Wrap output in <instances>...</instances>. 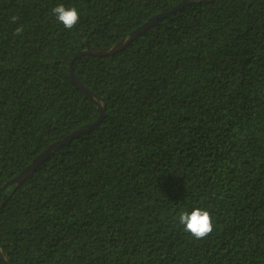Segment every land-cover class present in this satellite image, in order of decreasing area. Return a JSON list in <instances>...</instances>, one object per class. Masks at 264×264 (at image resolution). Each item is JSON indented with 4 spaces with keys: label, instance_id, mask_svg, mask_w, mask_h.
Here are the masks:
<instances>
[{
    "label": "trees",
    "instance_id": "trees-1",
    "mask_svg": "<svg viewBox=\"0 0 264 264\" xmlns=\"http://www.w3.org/2000/svg\"><path fill=\"white\" fill-rule=\"evenodd\" d=\"M180 1L0 0V187L98 117L72 56ZM187 2L75 58L104 115L0 191L8 264H264V0ZM193 202L214 217L200 239L174 220Z\"/></svg>",
    "mask_w": 264,
    "mask_h": 264
},
{
    "label": "water",
    "instance_id": "water-1",
    "mask_svg": "<svg viewBox=\"0 0 264 264\" xmlns=\"http://www.w3.org/2000/svg\"><path fill=\"white\" fill-rule=\"evenodd\" d=\"M186 3H188L187 0H181L179 3L174 5L168 11L160 12V13H157V14L149 17L142 24H140L139 26H137L136 28L131 30L126 37L120 39L119 41H117L116 43H114L113 45H111L109 47H105V48L92 47L90 49H83V50L77 51L72 56L71 65H70V72H69L70 81L79 90H81L85 96L90 98L97 105L98 110H99L98 117L94 121L86 123V124L82 125L80 128L75 129L74 131L70 132L69 134H67L63 138L58 139V140L50 143L45 149H43L39 154H37L28 165H26L22 170H20V172L18 174H16L10 180H8L6 183H4L3 186L0 187V191L13 184L14 187L9 194V196H10L15 191L17 186L19 184H21L34 171L36 166L38 164H40L44 159H46L52 152L60 149L64 144L68 143L70 140H72L74 137L78 136L79 134L86 132L89 129H91L92 127L97 125L101 121V119L103 118L104 104H100L98 102V97L95 95V93L90 91L74 73L72 63L74 62L75 58L77 56L84 55V54H96V55H102V56L111 55V54L123 49L124 47H126L131 41L136 39L145 30H147L149 27L154 25L159 19L165 17L167 14H170V13L180 9ZM0 257H2L4 262H6V264H8V262L4 258V255H3L1 250H0Z\"/></svg>",
    "mask_w": 264,
    "mask_h": 264
},
{
    "label": "clouds",
    "instance_id": "clouds-1",
    "mask_svg": "<svg viewBox=\"0 0 264 264\" xmlns=\"http://www.w3.org/2000/svg\"><path fill=\"white\" fill-rule=\"evenodd\" d=\"M51 12L54 14L56 21L62 24L65 29H71L80 18L76 6H65L64 3L54 4ZM15 31L17 33L22 31V26L17 27ZM174 220L176 226L197 239L207 236L214 227V217L209 208L198 202L181 206Z\"/></svg>",
    "mask_w": 264,
    "mask_h": 264
}]
</instances>
